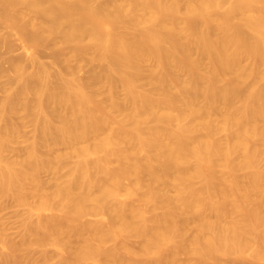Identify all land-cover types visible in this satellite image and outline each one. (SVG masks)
I'll return each instance as SVG.
<instances>
[{
	"label": "bare ground",
	"instance_id": "1",
	"mask_svg": "<svg viewBox=\"0 0 264 264\" xmlns=\"http://www.w3.org/2000/svg\"><path fill=\"white\" fill-rule=\"evenodd\" d=\"M0 28V196L28 210L1 264L264 263V0H0Z\"/></svg>",
	"mask_w": 264,
	"mask_h": 264
},
{
	"label": "rangeland",
	"instance_id": "2",
	"mask_svg": "<svg viewBox=\"0 0 264 264\" xmlns=\"http://www.w3.org/2000/svg\"><path fill=\"white\" fill-rule=\"evenodd\" d=\"M2 30L3 29L0 28V34H1V32H3ZM17 49H19V50H17ZM43 49H41L42 50L41 51L42 53L40 52V58L42 57L41 59H42L43 62H46L47 64H52L51 62H52L53 58H50L51 55H52V53L50 54L51 50L49 49V51H48V48H46L44 50ZM22 52H23V50L20 47H17L16 50H14V52L11 54V56H14V57H23V56H20V55H22ZM48 53H49L50 56L48 55ZM86 69H87V71H90L91 70V68L89 70H88V68H86ZM1 77L2 76H0V97L3 96L4 90L7 89V88H4L3 86L5 85V87H7V85H8L7 79L5 77H3V78H1ZM101 98H105V95H102ZM119 98L120 99H124L125 98V92L122 89H120V91H119ZM16 117H18L17 120L19 119L17 123L18 124L19 123L22 124L21 125L22 128L26 124L25 125L26 127L24 129H22V132L24 131L22 133L23 134V138H22V136L19 138L20 141H19V143L17 145V149L15 151L9 152L10 153V157L14 156L15 158L16 157L18 158V156L19 157H22L21 156V155H23L22 151H24L27 148L26 146L28 144L26 142V139L33 137L34 130H32V129L34 127L28 121H26V118L24 117V115L23 116H22V114L21 115L20 114L19 115H16L15 116V119H16ZM22 117H23V119H22ZM20 119H22V120H20ZM19 121H21V122H19ZM24 122H26V123L24 124ZM32 132H33V134L30 135V133H32ZM24 133H26V134H24ZM22 140H23V142H22ZM64 150H65L64 147H60V148H58V150L56 152L59 153V152H62ZM16 152H18L20 154L18 155V153H16ZM9 153L7 154L8 156H9ZM111 165L113 166V168H118L119 167V163L117 161H112ZM218 170H219V172H224L225 171L223 168H219ZM63 173H66V171L63 172ZM51 176L52 175L50 173H44L42 175V178H43V180H46L47 182H49V180L52 181L53 178H54V177L52 178ZM170 192L172 194H175V192L173 190H171ZM35 200H36V198H30V201H35ZM134 201L137 202V198H134ZM27 211L28 210H27L26 207H24L22 205H19L16 201L11 200V199H9V200L5 199L4 200L0 196V233H2L3 235H5L8 239L12 240L13 242L21 243L22 240H23V238H24L23 222L27 218V215H28L27 214ZM161 212H162V210L159 209L158 210V213H161ZM90 220L96 221V218H90ZM104 221H106V220L104 219ZM194 235H195V230L192 227H190L189 228V231H188V239L193 238ZM113 237L115 239H110L107 242V244H106V247L107 248H113L115 246V244H116V241H117L116 239H119L121 237V235H120V233L117 230H114L113 231ZM128 244H129V246H130V248L132 250H139L140 247H141L140 241L138 239H134V238L129 239L128 240ZM22 252L19 255V257H20V259H21V261H22L23 264H27V263L28 264H34V262H35V264H37L42 259L40 256L35 255L34 253H31L29 250L25 251L24 253H22ZM25 253H27L29 255L28 256H25L26 255ZM23 254H24V256H25L26 259H27V257H29L27 263H26V259L23 258L24 257ZM124 255L126 257H128L129 262L132 263V259H133L132 256L130 254H128V253H125V252H124ZM34 257H37L38 260H37V258L34 259ZM54 257L57 258V255L55 254ZM0 258H1V255H0ZM151 258L152 257H149L148 259L153 260ZM32 259H34V260H32ZM30 260H31V262H29ZM185 260L188 261L190 264H199L197 262V258L193 254L187 255L185 257ZM1 263H2V260H0V264ZM40 263H42V261ZM206 264H209V263H206ZM236 264H238V263H236ZM245 264H253V263L251 261H247ZM262 264H264V263H262Z\"/></svg>",
	"mask_w": 264,
	"mask_h": 264
}]
</instances>
